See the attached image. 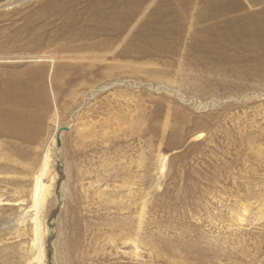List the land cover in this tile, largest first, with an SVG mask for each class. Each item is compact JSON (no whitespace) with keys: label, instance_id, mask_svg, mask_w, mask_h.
Here are the masks:
<instances>
[{"label":"rangeland","instance_id":"obj_1","mask_svg":"<svg viewBox=\"0 0 264 264\" xmlns=\"http://www.w3.org/2000/svg\"><path fill=\"white\" fill-rule=\"evenodd\" d=\"M116 1L0 0V78L32 67L59 84L36 80L52 114L40 141L0 135V264H37L30 192L47 145L43 264H264V46L220 39L201 55L183 34L171 52L122 53L134 35L106 25ZM185 2L264 21V0ZM220 54L233 63L213 67Z\"/></svg>","mask_w":264,"mask_h":264},{"label":"bare ground","instance_id":"obj_2","mask_svg":"<svg viewBox=\"0 0 264 264\" xmlns=\"http://www.w3.org/2000/svg\"><path fill=\"white\" fill-rule=\"evenodd\" d=\"M121 1L124 0H117L116 3H113L114 6L119 5V11L116 13L119 16L116 21H110L106 25L111 26V30H127V32L134 35L133 38L123 41L122 53L171 52L179 43V38L175 37L183 34L188 37L191 46L197 49L201 55H206V53L215 48L218 49L220 39L228 50L235 49L238 44L240 46L239 39L241 37H247V39L251 40L252 45L264 46V21L255 19L252 16L240 19V21L226 19L225 15L218 13L215 3H206L197 8L193 4L192 12L189 13L190 11L188 10L191 8V3H184V0H178L181 1L179 3H167L169 0H129V3H120ZM123 4L128 5L129 9L124 7ZM224 7L225 9H231L232 5H225ZM100 16L105 17L104 15ZM219 17H222V19L218 20ZM235 28H239L238 41L234 31H232ZM224 55L220 54V57H216L215 59L217 60L218 58L219 60L211 63L212 66L217 68L219 62L222 64L233 63L227 62L224 59ZM31 59L28 60L29 63H39L44 60L40 58ZM49 65L53 67L55 62L51 61ZM37 70L28 67L22 73L6 75L0 78V99H2L0 103L12 105L11 107L8 105L5 110L0 109V116L2 117H0V121L2 120L0 135H3V137H10L24 143L37 142L41 137L40 134L44 129L46 118L51 120L50 105L41 97L44 93L37 89L36 80H39L44 85L48 84L51 91H54L53 85L58 89L59 84L55 81V77L51 78L52 74H50L51 76L46 75L48 77L44 81V78ZM39 102L44 103V108L38 112L34 110V105ZM17 106L20 107L17 108ZM58 141L60 142V139ZM2 152L3 150L0 146V172L11 168L9 167V162H12L10 157ZM41 158L34 175H32L33 178L35 177V182L34 188L30 192V201L35 209L33 217L35 243L32 254L36 252L38 255L37 264H43L44 260L43 243L40 236V226H42L40 216L50 193V188L47 186L51 177L49 171L51 160L50 146L47 145ZM158 163L162 167L161 159H158ZM144 204L142 206L141 219L143 213L145 214ZM23 217L25 218L26 216L23 215ZM240 218L243 217L241 216ZM19 227H25L23 222ZM140 227L141 225L139 224L138 229ZM131 242L134 246L137 245L136 240ZM134 248L138 249L137 246Z\"/></svg>","mask_w":264,"mask_h":264}]
</instances>
